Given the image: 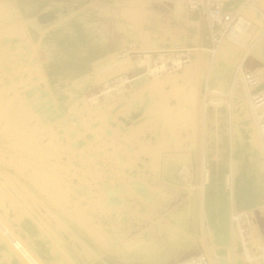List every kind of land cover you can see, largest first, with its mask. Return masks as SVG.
<instances>
[{"label": "rangeland", "instance_id": "obj_1", "mask_svg": "<svg viewBox=\"0 0 264 264\" xmlns=\"http://www.w3.org/2000/svg\"><path fill=\"white\" fill-rule=\"evenodd\" d=\"M29 1L0 0L2 221H8L5 224L21 239H25L27 246L30 244L31 248L28 247L35 255H39L43 264H140L155 249L166 245V250L173 245L179 247V241L184 240L183 236L187 233L194 237V241L181 246L178 253L177 249L168 263L200 250L212 252L214 258L217 253H221L227 260L230 242L227 244L229 248L216 245V251L219 248L221 251L213 253L214 232L211 227L209 229V218L203 220L200 215L202 188H197L201 152L205 150L210 160L207 167L210 173L213 172L208 182L209 187L213 188L207 190V197L210 195L208 199L211 198L209 206H213L210 211L215 212L218 202L227 199L230 203V223L233 212L243 207L239 201L236 202L234 188L239 176H232L234 164L229 153L234 137L231 90H226L225 86L222 87L225 90L222 94L211 90L210 62L223 38L214 42L203 12L189 10L185 2L179 0L186 11L203 16L209 32L204 27L200 28L202 32L198 31V27L189 26L178 15L171 14L175 13L173 0H151L154 14H161L160 18L153 17L151 20L154 37H171L178 33L182 35L184 45L172 48L173 44L167 40L162 49L148 51L153 54L161 51L168 53L166 61L169 67L174 64L173 54L189 55L191 62L194 61L192 67L197 71L196 85L182 80L181 76V83L186 82L185 85L181 84V88L167 82L159 91L151 80L140 85L143 80L153 77L147 74L148 71H143L147 69L144 63L140 65L141 68L137 64L135 70H126L125 74L130 80L127 82L128 88L113 89L107 96L99 91L120 73L102 68L108 59L112 55L120 58L126 51L135 64L138 55L145 52L140 49L142 42L139 37L129 35L124 24H120L124 21L120 20L119 12L108 15L83 12L82 9L88 3L74 6L72 0ZM244 5L256 13L250 17L255 30L249 37V47L264 34V0H245ZM233 7L237 11L240 9V5ZM45 12V16L39 17ZM166 18L172 22L173 28L167 27L168 30L164 31L158 24L165 22ZM34 20L40 28L30 24ZM174 39L175 43L182 42L178 38ZM133 42L138 43L133 45ZM154 61L151 60L152 63ZM158 61L162 63L161 59ZM197 64L199 68L195 67ZM189 66L184 63L174 72L183 73L182 69ZM252 69L247 65L239 74L243 85V76ZM191 88L198 91L197 98L195 96L198 99L196 113H188L183 108L184 114L175 116L172 110L178 103H184L183 95ZM94 92L100 96L92 100L89 95ZM213 100H217V104ZM203 101L210 102L207 104L206 129L201 120ZM166 103L173 108L164 114L166 118L170 117L159 118L160 108ZM166 120L177 122L176 128L173 126L176 131L170 128ZM189 161H192V169L190 177L187 174L185 177L181 165L186 166ZM248 161L252 162L251 159ZM238 165L241 166L240 163ZM173 173L176 176L173 177ZM192 186L195 191H191ZM114 196L123 198L112 206L109 199ZM197 200L200 201L199 206ZM192 203H196L195 207ZM187 209L196 210L191 219L187 218ZM248 209L252 214L250 227L252 243L255 245L254 240H264V211L257 205L249 206ZM201 220L207 227L204 232L200 227L203 223ZM26 232L33 235L34 244L31 241L27 243ZM0 234L4 238L2 230ZM114 235H119L120 239L112 244L109 240ZM2 237L0 264H19L16 259L11 260L2 253ZM137 243L144 244V251L134 255L132 245ZM112 250L121 252L115 254ZM218 262L216 264L221 263Z\"/></svg>", "mask_w": 264, "mask_h": 264}, {"label": "bare ground", "instance_id": "obj_2", "mask_svg": "<svg viewBox=\"0 0 264 264\" xmlns=\"http://www.w3.org/2000/svg\"><path fill=\"white\" fill-rule=\"evenodd\" d=\"M27 1L30 2L29 0H24V3H26ZM86 2L88 4L86 5V8L82 9L83 12L87 11V12H89L91 14H95V15H104V14L108 15L111 12H119L117 14H118L120 20L124 21V23L120 22V24L121 25L124 24L126 32L129 35L136 36L137 38L139 37L140 41L142 42L140 49H143L145 51L144 53H141L138 55V57L136 58L135 64H133L132 57L126 51L123 52V54L121 55L120 58L116 57L115 55H112V57L110 59H108V61L102 66V68L106 69V70H110L112 72L120 71V73L117 74V76L119 75L117 78L107 82L105 84V86L102 88V90H100V91L98 90L99 92L102 91L101 94H104V95L106 94L108 96V92L112 91L113 89H115L117 91V90H121L124 87L128 88L127 82H129L130 80L128 78L129 76H127L125 74V72H127L126 70L129 68H132L133 70H135V67L137 64H138L137 66L140 67V65H143L144 63H145V65H147L146 67L148 69L147 70L148 73L153 75V77L152 78L150 77L151 79L148 77L149 78L148 80H143L141 83H139L140 85L145 84V83L147 84L149 82V80H151L150 82L153 81L152 84L155 83L157 85L158 90L159 89L161 90L163 88V86L166 85L167 82H169L171 84V86H176L178 88L179 87L181 88V84H183L181 82L183 79L184 80L186 79L187 81L196 85L197 78H196L195 73L197 71L196 70L194 71V69L192 67L194 64V61L191 62V57L189 55H187V54L184 55V56H189L188 58L185 59V58H183L184 56L182 53H178L175 55L171 54L172 55L171 57L173 59L171 57H170V59H172L174 61L173 62L174 64H173V66L169 67V65L167 64V61H166L169 58V57L167 58L168 53H164L163 51H161V52H158L157 54H153V53L148 51L149 49H155V48H161L162 49L167 40L173 44L171 46L172 48H177L179 46L183 47V45H184L183 44L184 41H183V39H181L182 35H179L178 33L171 35V37L168 35H159L158 36L159 38L154 37V33L151 29V24H152L151 20L153 19V17L160 18L161 14L160 15L154 14V11L151 7V0H92V2H89L88 0H72L71 4H73L74 6H77V5H82ZM173 2H174L175 13H171V14L178 15V17L181 20H183L185 23H187L189 26H196V27H198V29L204 27L205 31L209 32V31H207V30H209V28L207 27V23L205 22L202 15H200L197 12L191 13V12L186 11L183 3H181V1H179V0H173ZM223 2L225 5L231 6V7H233V5H236V6L240 5V9L241 8H243V9L241 11V15H240L239 22L237 25V31L234 34L225 35L222 39V42H221L219 48L216 50L213 49L214 55H213V58L210 62V80H211V84L213 86V89H211V88L210 89L213 92H218V93L222 94L223 92H225V90H223L222 87L225 86L226 90H229V91L231 90V94H232V104H231L230 109H231L232 118L234 120V123L232 124L233 125L232 131L234 132V137H232L233 140L231 142V145L229 146V147H231L230 148L231 152H229V153H231V156L233 158V164H234L233 168H232L233 170H231V171H233L232 176H234V174L236 176H239V178L237 179V185L234 188V194L237 197L236 202L239 201L241 203V205L243 204V207L247 206L246 209H248L249 206L257 205L259 208L263 209V211H264V145H263V140H262L260 128H259V125H258L257 120H256L255 110H254L252 102H251V91L247 87V85L246 86H245V84L243 85L242 80H241L242 76H239L241 71L243 72L244 67L247 65H249L251 68H253L251 72L261 73L264 71V34H261L258 37L259 38L258 41H256L254 44H252L251 46L248 47L247 44H248L249 37H251L252 33L255 30V24L250 17L256 14V13L254 14L255 11L252 8L250 9V8L244 7L245 6L244 5L245 0H223ZM240 9L238 10V12L240 11ZM45 14H46V12L42 13L39 17H43V16H45ZM167 18H166L165 22L163 21V23L160 22L158 24L159 27H161L162 29H165L164 31L168 30L167 27H169V28L172 27V22ZM163 19H165V17ZM30 24H34L38 27L40 26L37 24V22H35V20L33 22L31 21ZM201 30L202 29H200L198 31H201ZM195 34H196V32H195ZM185 35H187V34H185ZM197 35H198V33H197ZM144 37L146 39H144ZM195 37H198V36H195ZM174 38H176V39L178 38V40H180V41L182 40V42L181 43H175L176 40ZM200 38L201 37H199V39ZM147 39H148V41H146ZM136 43H138V42H133V45ZM22 46H24V45H22ZM238 52H239V54H238ZM152 59L155 60L153 63L151 62ZM159 59H161L162 63L158 61ZM184 63L190 64V66L187 67L186 69L183 68L182 69V70H184L183 73H177V72L175 73L174 69H177L178 67L182 66ZM195 67H198V64ZM170 68H173V69L170 70ZM129 70H131V69H129ZM138 70H140V69L138 68ZM251 72H248V73H251ZM141 76H142V74H141ZM179 76H181L182 80H180ZM138 77H139V75H138ZM142 77H144V76H142ZM197 77H199V76H197ZM135 78H133V79H135ZM146 78H147V76H146ZM140 80L141 79L139 78V82H140ZM228 81H229V83H228ZM134 83H135V81H134ZM185 84H186V82H185ZM185 84H183V85H185ZM136 86H138V84ZM116 91H114V92H116ZM162 91H164V90H162ZM176 92H179V91L177 90ZM197 92L198 91H196V88H195V90L192 88L187 90L185 92V95H183L184 96V103H178L177 104L178 106L175 109H173L169 105H167L168 103L162 104V106L160 108L159 118H161L163 116H165L164 118H166V115H164V114H165V112L168 111V109H173L172 111L174 112L175 116L183 115L184 114V112L182 111L183 108H186L188 113H190V112L196 113V110L198 109L196 107V100H198V99H196L197 98V96H196ZM98 95L100 96V94H97L94 92V93H91V95H89V98H91L90 96H92V100H93V98L97 97ZM195 96H196V98H195ZM161 97H163V94L161 95ZM213 101H214V103L218 102L217 100L216 101L213 100ZM209 103L208 102L206 103L205 101H203V103H202V112H201L202 113V116H201L202 119L201 120L204 123L205 129H206V122L208 120L207 104L209 105ZM172 106H173V104H172ZM227 107H229V106H227ZM197 112L199 114V111H197ZM169 113H170V111H169ZM193 113H191L192 116L196 115V114L193 115ZM223 114H225V113H223ZM168 117H170V115ZM196 117H197V115H196ZM232 118H230V120ZM192 119H194V118L192 117ZM189 120H191V119H189ZM166 121L169 122V120H166ZM169 123L171 125L170 128H172V130L176 131L175 125L177 124V122L170 121ZM173 126H175V128ZM207 127H208V125H207ZM227 141L229 144V140H227ZM250 159L252 160L251 163H250V161H248ZM238 163H240L241 166H239ZM206 169H207L206 170L207 175H206L205 182L202 184L201 187H199L200 185L199 186L197 185L198 186L197 188H202V190L200 189V192L202 194V196H201L202 203L197 200L198 201L197 206H199L201 204L200 205V210H201L200 215L202 216V219L205 220V218L208 217L210 220L209 229L211 227L213 229V232H214V234H213L214 235V241H213L214 247L216 245L217 246L220 245L222 247H223V245H226V247H228L229 242H230V245H229L230 249H228L227 260H225L226 257L224 258L221 255V253L220 254L217 253V251L219 252V251H221V249L219 248L220 250L218 249L216 251V247H217L216 246L215 249L213 250L214 251L213 253H217L216 254L217 256L215 258H214V255L212 254V252L211 253L209 252L211 255L210 256L211 261L213 262V264H216V262H218V261H219L218 263L221 262L220 264H264V240H260L259 238L257 240H254L255 245L260 246L262 248V252L258 255L259 257H257L256 259H251V260L247 259V258H249L248 255L241 250L240 244H239L238 234H237V232L234 228V225H233V217H232V219L230 218V223H229V212H231V211H229V209H230L229 204L230 203H228L227 199L225 202H223V201H222V203L218 202L219 205H218V203L215 205V206L218 205L217 206L218 208L215 212H213L214 211L213 209H211L213 211H210V208L213 206H211V207L209 206L210 205L209 200L211 198L208 199V197L210 195L207 197V190L209 188H213V187H209V185H208L210 177H212L211 173H213V172L210 173L209 167H206ZM228 169L229 168H227V170ZM221 171H222V168H221ZM227 172L229 174L230 171L228 170ZM227 172H225V173H227ZM223 173H220V174H223ZM172 176L173 177L176 176V173H173ZM222 176L223 175H221V177ZM235 178H237V177H235ZM224 180H222V181H224ZM222 181H218V182H222ZM232 184H233V182H232ZM211 186H213V185H211ZM215 186H217V185H215ZM215 186H214V188H215ZM219 187H221V185ZM189 188H191V187H189ZM191 191H195V188H193V186H192ZM191 191L189 190V193ZM232 196H233V194H232ZM121 198H123V197L114 196L113 198L109 199V202L113 206L114 204H118L120 201H122ZM233 198H235V197H233ZM194 199H195V197H194ZM187 200L188 199H186V201ZM229 201H231V200H229ZM187 202H189V200ZM199 202H200V204H199ZM188 205H190V204H188ZM193 205L192 206L195 207L196 203ZM185 206H184V208H186ZM190 206H189V208H190ZM198 208H197V210H199ZM191 210L190 209L185 210V212L188 215V216L185 215V216H187V218L192 217V214L194 216V214H195L194 211H196V210H193V211H191ZM248 210H250V209H248ZM177 211H179V210H177ZM249 212H251V211H249ZM197 214H196V216H197ZM173 220H175V219H173ZM187 220L188 219H186V221ZM198 220H199V218H198ZM98 221H99V219H98ZM7 222H5V223H7ZM202 222H200V223H202ZM5 223L0 218V230H2V232L4 233V238L2 236H0V238L2 237L1 240L3 241L2 247L4 249H3L2 253H4V256L11 259V260L13 258L16 259L19 262V264H43L39 258V255H35L31 251L30 244L28 245V246H30V248H29L25 244L26 243L25 239L24 240L21 239L19 237V235L14 230H12L10 227H8L7 224H5ZM186 224H187V222H186ZM30 225H27V226H30ZM184 226H185V224H184ZM200 227H202L203 232L207 228L206 225L204 224V222L202 223V225ZM104 228H105V226H104ZM97 229H98V227H97ZM108 230L109 229H107V231ZM177 232H180V231H177ZM26 233H28V238H29V239L27 238V240H26V241H28L27 243H30V241H31V243L34 244L35 240H33V235H31V233H29V232H26ZM32 233H34V232H32ZM97 233L98 232H96V234ZM172 234H173V231H172ZM176 234H179V233H176ZM187 234L186 235L183 234L184 236L182 235L184 237V240L179 241L180 242L179 247H177V245H173V246H169V249L166 250L165 249V248H167V245H166V246L161 247L160 249H155L152 252L148 253V256H146L143 259L144 260L143 263H140V264H165V263H168V260L170 259V257L172 255L176 254L177 249H178L177 250V253H178L181 246H187L194 241V239H193L194 237H192L191 234H189L190 236H188ZM202 234H204V233H202ZM104 236H106V235H104ZM108 236H109V234H108ZM118 236L119 235H117V236L114 235L111 240H109L108 237L107 238L110 242L112 241V244H113V243L119 242L120 238ZM202 236H204L203 238H205V235H202ZM110 237H111V235H110ZM203 238H201V239H203ZM15 240L19 241L21 246H19L17 244V242H16V244L19 247L15 246L13 243ZM103 242H105V241H103ZM205 243H208V242H205ZM38 245H40V244H38ZM143 246H144V244H141V245L138 243L133 244L132 245L133 254L134 255L141 254L142 250H143L142 249ZM173 247L175 249H173ZM43 248L44 247H42V249ZM164 249L166 251H163ZM32 250L34 251V249H32ZM225 250L227 251V248ZM119 251L121 252V250H117V251L112 250V252L113 253L115 252V254H116V252L119 253ZM36 253H38V252H36ZM223 253L226 254V252H223ZM104 261H106V260H104ZM104 264H112V263L105 262Z\"/></svg>", "mask_w": 264, "mask_h": 264}, {"label": "built area", "instance_id": "obj_3", "mask_svg": "<svg viewBox=\"0 0 264 264\" xmlns=\"http://www.w3.org/2000/svg\"><path fill=\"white\" fill-rule=\"evenodd\" d=\"M185 2L189 10L203 12L210 28V34L214 42L222 39L225 35L234 34L237 31L239 22V12L236 8L226 6L223 0H181ZM120 54V53H119ZM147 72V69H144ZM147 74H149L147 72ZM150 75V74H149ZM243 80L251 91V102L255 110L256 120L260 128L263 145H264V71L251 72L243 76ZM203 150V149H202ZM209 158L205 150L201 152V166L198 167L199 184H203L206 180V167L209 165ZM191 162L181 165V172L190 177L192 169ZM192 185V183H189ZM252 214L246 208H238L233 212V225L238 234L241 250L248 255L249 260L256 259L262 252L260 246L252 243V232L250 222ZM21 246L20 242L15 240V246ZM210 253L206 250H200L190 253L181 258L170 261L167 264H213Z\"/></svg>", "mask_w": 264, "mask_h": 264}, {"label": "crops", "instance_id": "obj_4", "mask_svg": "<svg viewBox=\"0 0 264 264\" xmlns=\"http://www.w3.org/2000/svg\"><path fill=\"white\" fill-rule=\"evenodd\" d=\"M183 257V256H182ZM179 258H181V257H179ZM175 259H178V258H175ZM175 259H173V260H175ZM172 261V260H171Z\"/></svg>", "mask_w": 264, "mask_h": 264}, {"label": "water", "instance_id": "obj_5", "mask_svg": "<svg viewBox=\"0 0 264 264\" xmlns=\"http://www.w3.org/2000/svg\"><path fill=\"white\" fill-rule=\"evenodd\" d=\"M227 6V5H226Z\"/></svg>", "mask_w": 264, "mask_h": 264}]
</instances>
